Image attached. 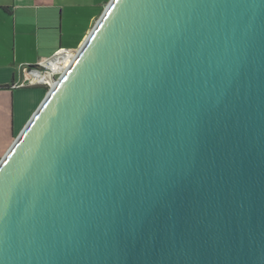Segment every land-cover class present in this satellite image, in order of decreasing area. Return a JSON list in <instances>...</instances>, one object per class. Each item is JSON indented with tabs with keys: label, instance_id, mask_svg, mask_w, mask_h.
Returning a JSON list of instances; mask_svg holds the SVG:
<instances>
[{
	"label": "water",
	"instance_id": "1",
	"mask_svg": "<svg viewBox=\"0 0 264 264\" xmlns=\"http://www.w3.org/2000/svg\"><path fill=\"white\" fill-rule=\"evenodd\" d=\"M0 264H264V0H110L0 159Z\"/></svg>",
	"mask_w": 264,
	"mask_h": 264
},
{
	"label": "crops",
	"instance_id": "2",
	"mask_svg": "<svg viewBox=\"0 0 264 264\" xmlns=\"http://www.w3.org/2000/svg\"><path fill=\"white\" fill-rule=\"evenodd\" d=\"M109 2L0 0V159L46 96L43 85L13 87L22 68L77 50Z\"/></svg>",
	"mask_w": 264,
	"mask_h": 264
},
{
	"label": "built area",
	"instance_id": "3",
	"mask_svg": "<svg viewBox=\"0 0 264 264\" xmlns=\"http://www.w3.org/2000/svg\"><path fill=\"white\" fill-rule=\"evenodd\" d=\"M73 51L75 52V50L62 48L56 53L55 57H50L41 60L38 64H36V67L24 66L22 68V71L25 74L24 79L22 81H18L15 84H13V87L17 88V87L31 86V85H46L52 87L53 85L51 84V82L55 81L58 78V76L60 77L63 73L60 70H58L54 72L52 76H50L49 74L53 71V67H52L53 64L59 62L58 58L59 55L61 54L60 52L69 54V53H73ZM48 75H49V79H46Z\"/></svg>",
	"mask_w": 264,
	"mask_h": 264
},
{
	"label": "bare ground",
	"instance_id": "4",
	"mask_svg": "<svg viewBox=\"0 0 264 264\" xmlns=\"http://www.w3.org/2000/svg\"><path fill=\"white\" fill-rule=\"evenodd\" d=\"M62 52H60L61 54L59 53L60 54L59 58H58L59 62L53 64V66H52L53 71L49 74L50 76H52L54 74V72H56L58 70H60L61 72H64L65 69L71 64L72 58L74 57L76 50H75V52L73 51V53H69V54L62 53ZM59 63H61V64H59ZM49 75L47 76L46 79H49ZM54 83H55V81L51 82L52 85H54Z\"/></svg>",
	"mask_w": 264,
	"mask_h": 264
},
{
	"label": "rangeland",
	"instance_id": "5",
	"mask_svg": "<svg viewBox=\"0 0 264 264\" xmlns=\"http://www.w3.org/2000/svg\"><path fill=\"white\" fill-rule=\"evenodd\" d=\"M58 78H59V76H58ZM58 78H57V79H58ZM43 86H45L44 88H45V91H46V94H47V92L51 89V87H50V86H46V85H43ZM17 136H18V135H17ZM17 136H16V137H17ZM16 137H15V138H16Z\"/></svg>",
	"mask_w": 264,
	"mask_h": 264
}]
</instances>
